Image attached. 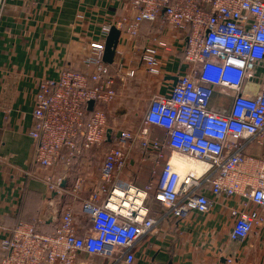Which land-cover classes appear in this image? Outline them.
Here are the masks:
<instances>
[{"label": "built area", "instance_id": "obj_1", "mask_svg": "<svg viewBox=\"0 0 264 264\" xmlns=\"http://www.w3.org/2000/svg\"><path fill=\"white\" fill-rule=\"evenodd\" d=\"M120 2L124 13L103 22L98 38L89 42L85 70L63 68L57 79L39 81L29 131L35 140L34 161L47 168L62 160L71 165L85 149L113 139L97 189L84 196L81 176L72 186L89 225L77 226L74 202L64 206L51 233L34 222L18 221L4 228L0 264H89L79 259L83 252L101 256L98 264H136L138 240L158 224L146 205L149 195L177 219L191 210L208 213L222 197H242L244 207L231 210L230 238L243 240L264 227V0ZM144 22L155 23L162 34L151 36L141 49L139 64L145 71L161 73L160 52L173 50L170 32L182 46L188 70L178 75L169 95L151 98L138 137L126 128L116 135L110 111L120 96L117 86L137 75L132 54ZM113 26L121 34L108 64L103 56ZM257 78L258 92L243 94L245 82ZM218 85L236 92L226 112L208 106ZM151 126L163 129L164 136H151ZM136 138L142 155H156L142 187L119 176L128 144ZM178 158L200 161L201 173L183 172ZM62 181L63 176L46 178L57 193L64 189ZM234 261L226 257L227 264Z\"/></svg>", "mask_w": 264, "mask_h": 264}, {"label": "crops", "instance_id": "obj_2", "mask_svg": "<svg viewBox=\"0 0 264 264\" xmlns=\"http://www.w3.org/2000/svg\"><path fill=\"white\" fill-rule=\"evenodd\" d=\"M123 13L120 0H7L0 5V241L7 236L4 228L18 221L34 222L38 228L53 232L64 206L71 202L75 203L77 226L86 218L71 194L72 186L81 176L85 178L84 196L97 189L100 166L113 139L85 149L71 165L62 160L55 167L40 166L34 161L35 140L29 134L34 97L41 79H57L63 68L85 70L84 53L89 42L98 38L100 25ZM155 34L162 35L156 24H142L132 54L137 75L117 86L120 96L110 111L116 135L126 128L138 137L151 98L169 95L175 78L188 70L182 46L170 32L167 38L173 50L170 54L160 52L164 59L161 73L153 76L145 71L139 64L141 49ZM260 84V78L248 79L243 94L255 95ZM213 88L209 109L226 112L236 92L219 85ZM120 111L121 116L117 114ZM150 135L161 138L164 130L151 126ZM126 152L119 176L142 187L150 179L156 155H142L139 138L128 144ZM50 175L63 176L61 193L49 187L46 178ZM244 202L238 196L222 197L210 212L191 210L181 219L165 208H152L150 214L158 224L138 240L136 264H227L228 256L235 258L233 264H264V227L243 240L230 238L234 222L231 210L243 208ZM247 206L252 207L250 202ZM79 259L89 264L103 262L101 256L85 252Z\"/></svg>", "mask_w": 264, "mask_h": 264}, {"label": "water", "instance_id": "obj_3", "mask_svg": "<svg viewBox=\"0 0 264 264\" xmlns=\"http://www.w3.org/2000/svg\"><path fill=\"white\" fill-rule=\"evenodd\" d=\"M120 34H121L120 29L113 26L111 28L107 38H106V45H105V51H104V61L106 63L112 64L114 61L116 48H117V45L119 43ZM175 81L177 82L178 78H175ZM93 105H94V101L91 100L89 102L88 108L92 109ZM109 134H110V131L108 132V136H109Z\"/></svg>", "mask_w": 264, "mask_h": 264}, {"label": "bare ground", "instance_id": "obj_4", "mask_svg": "<svg viewBox=\"0 0 264 264\" xmlns=\"http://www.w3.org/2000/svg\"><path fill=\"white\" fill-rule=\"evenodd\" d=\"M182 166L183 172H192L195 175H199L202 171V163L200 161H193L191 159V162L187 161L190 160L189 158H178Z\"/></svg>", "mask_w": 264, "mask_h": 264}, {"label": "rangeland", "instance_id": "obj_5", "mask_svg": "<svg viewBox=\"0 0 264 264\" xmlns=\"http://www.w3.org/2000/svg\"><path fill=\"white\" fill-rule=\"evenodd\" d=\"M106 45V44H105ZM105 51V50H104ZM103 59H104V56H103ZM109 64V63H108ZM72 69V68H71ZM117 114H119L120 116H121V114H122V111H120V112H118ZM32 118H33V116H32ZM193 160V159H192ZM187 161H189V162H191V159L190 160H188L187 159ZM193 161H195V160H193ZM182 171H183V169H182ZM50 176H52V175H50ZM53 177V176H52ZM85 179V178H84ZM63 182V181H62ZM81 204V203H80ZM146 205L149 207V209H150V212H151V209L152 208H163L162 207V205L159 203V202H157L156 200H155V198H153V196L152 195H149L148 196V198H147V200H146ZM85 218V217H84ZM84 220V221H83ZM80 222H81V225L83 224V222H84V224L85 225H87L89 222L87 221V219L85 218V219H83V218H81L80 219ZM84 225V226H85ZM39 229H41V228H39ZM41 231L42 232H44V233H50L49 231L47 232V230H42L41 229Z\"/></svg>", "mask_w": 264, "mask_h": 264}, {"label": "trees", "instance_id": "obj_6", "mask_svg": "<svg viewBox=\"0 0 264 264\" xmlns=\"http://www.w3.org/2000/svg\"><path fill=\"white\" fill-rule=\"evenodd\" d=\"M150 23V22H149ZM152 24H155V23H152Z\"/></svg>", "mask_w": 264, "mask_h": 264}]
</instances>
